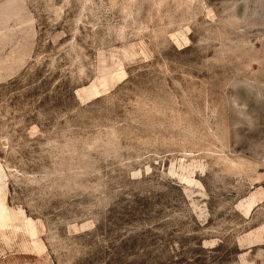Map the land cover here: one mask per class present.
Listing matches in <instances>:
<instances>
[{
    "label": "rangeland",
    "instance_id": "374dc122",
    "mask_svg": "<svg viewBox=\"0 0 264 264\" xmlns=\"http://www.w3.org/2000/svg\"><path fill=\"white\" fill-rule=\"evenodd\" d=\"M0 264H264V0H0Z\"/></svg>",
    "mask_w": 264,
    "mask_h": 264
}]
</instances>
